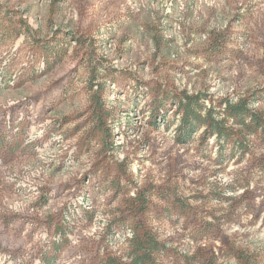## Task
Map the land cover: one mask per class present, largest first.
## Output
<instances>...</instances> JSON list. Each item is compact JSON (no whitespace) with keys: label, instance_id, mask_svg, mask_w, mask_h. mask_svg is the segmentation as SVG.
<instances>
[{"label":"rangeland","instance_id":"obj_1","mask_svg":"<svg viewBox=\"0 0 264 264\" xmlns=\"http://www.w3.org/2000/svg\"><path fill=\"white\" fill-rule=\"evenodd\" d=\"M136 214L189 264H264V0H0V264H104Z\"/></svg>","mask_w":264,"mask_h":264},{"label":"trees","instance_id":"obj_2","mask_svg":"<svg viewBox=\"0 0 264 264\" xmlns=\"http://www.w3.org/2000/svg\"><path fill=\"white\" fill-rule=\"evenodd\" d=\"M81 41V40H80ZM58 51V50H57ZM91 87V86H90ZM93 87H91L92 90ZM92 92V91H91ZM104 89L100 87L93 93V118L96 122L98 131H103L106 135L112 136L110 128L105 126L107 124V118L111 116L110 113L105 111V106L102 100ZM242 102V101H241ZM241 102L234 105L227 104L224 113L227 112L231 118H237L241 124L246 122V118L249 116L248 108ZM201 107H199V101L196 97L183 95L179 99V112L182 114L181 121L183 128L187 126L190 128H199L201 125H207L208 130L213 135H222L228 138L230 133H227L224 122L226 119H217L212 114L213 110L206 112V115H201ZM203 116V117H202ZM251 117V116H250ZM253 124H260V119L257 115H252ZM249 126V125H248ZM193 130L190 129L191 135ZM136 203L131 205V211L133 213L144 214L147 212L148 207L145 202H141V207L136 211ZM139 214H136V221L131 228L130 238L127 239L128 247L123 254H110L105 260L104 264H162L161 261L172 257V262L178 264H189V259L175 255H172L171 250L164 244L158 237V235L150 228V225L144 218H138Z\"/></svg>","mask_w":264,"mask_h":264}]
</instances>
